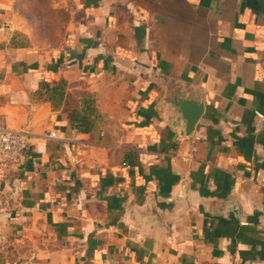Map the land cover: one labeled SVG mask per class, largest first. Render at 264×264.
<instances>
[{
	"label": "crops",
	"instance_id": "1",
	"mask_svg": "<svg viewBox=\"0 0 264 264\" xmlns=\"http://www.w3.org/2000/svg\"><path fill=\"white\" fill-rule=\"evenodd\" d=\"M0 127V264H264V0H0Z\"/></svg>",
	"mask_w": 264,
	"mask_h": 264
},
{
	"label": "built area",
	"instance_id": "2",
	"mask_svg": "<svg viewBox=\"0 0 264 264\" xmlns=\"http://www.w3.org/2000/svg\"><path fill=\"white\" fill-rule=\"evenodd\" d=\"M47 138L56 140L57 133L51 132ZM29 148L28 137L21 132H16L0 127V180L7 179L10 168L19 162ZM258 186L264 189V174L253 179Z\"/></svg>",
	"mask_w": 264,
	"mask_h": 264
},
{
	"label": "water",
	"instance_id": "3",
	"mask_svg": "<svg viewBox=\"0 0 264 264\" xmlns=\"http://www.w3.org/2000/svg\"><path fill=\"white\" fill-rule=\"evenodd\" d=\"M170 104L175 108L178 121L182 124L181 134L190 137L194 133L197 123L204 113V101L187 97L180 100H172ZM175 123L177 122L173 124Z\"/></svg>",
	"mask_w": 264,
	"mask_h": 264
},
{
	"label": "trees",
	"instance_id": "4",
	"mask_svg": "<svg viewBox=\"0 0 264 264\" xmlns=\"http://www.w3.org/2000/svg\"><path fill=\"white\" fill-rule=\"evenodd\" d=\"M58 88L60 90H63L64 89V82H61L59 85H58Z\"/></svg>",
	"mask_w": 264,
	"mask_h": 264
}]
</instances>
